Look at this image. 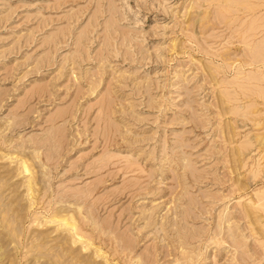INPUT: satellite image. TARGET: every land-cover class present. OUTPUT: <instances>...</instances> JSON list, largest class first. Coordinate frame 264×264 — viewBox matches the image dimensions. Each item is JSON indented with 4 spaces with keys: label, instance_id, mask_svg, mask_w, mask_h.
Instances as JSON below:
<instances>
[{
    "label": "rangeland",
    "instance_id": "374dc122",
    "mask_svg": "<svg viewBox=\"0 0 264 264\" xmlns=\"http://www.w3.org/2000/svg\"><path fill=\"white\" fill-rule=\"evenodd\" d=\"M0 244L264 264V0H0Z\"/></svg>",
    "mask_w": 264,
    "mask_h": 264
},
{
    "label": "bare ground",
    "instance_id": "6f19581e",
    "mask_svg": "<svg viewBox=\"0 0 264 264\" xmlns=\"http://www.w3.org/2000/svg\"><path fill=\"white\" fill-rule=\"evenodd\" d=\"M232 1V0H231ZM233 2H234V0H233ZM241 2H242V0H241ZM244 2V1H243ZM24 163V162H23ZM23 163H22V165H23ZM23 172L24 173H28V172H30L29 170L30 169H28V167H27V164L25 165L24 164V166H23ZM32 173V172H31ZM30 174V173H29ZM31 180H32V178H30ZM29 183H31L30 182V180L28 181ZM30 185V184H29ZM29 187H32V186H29ZM29 191V190H28ZM31 191V190H30ZM62 210V209H61ZM64 211H66V210H62V212L64 213ZM249 212V211H248ZM66 213V212H65ZM244 213H245V210H244ZM67 215H68V213H66ZM60 216V215H59ZM57 217V216H56ZM4 218V217H3ZM59 218V217H58ZM53 219V218H52ZM54 221H56V220H54ZM74 220H72V219H70L69 217H66V216H64V217H61V218H59V222L61 223V225H63L64 226V228H69V229H67V230H72V231H77V227H76V225H75V223L73 222ZM3 222V221H2ZM8 222V221H7ZM10 222H11V220H10ZM14 222V221H13ZM58 223V222H57ZM7 225V224H6ZM11 225H12V223H11ZM5 226V225H4ZM8 226H10V224L8 225ZM6 227V226H5ZM12 227H14L13 225H12ZM11 227V228H12ZM9 228V227H8ZM15 229V228H14ZM8 231V230H7ZM69 233V232H68ZM11 234V233H10ZM12 234H15V233H13L12 232ZM11 234V235H12ZM18 234V233H17ZM70 234V233H69ZM72 234V233H71ZM77 234H79V233H77ZM10 235V236H11ZM13 236V235H12ZM16 237V236H15ZM71 237H74V236H72L71 235ZM80 237V236H79ZM14 238V237H13ZM76 240V239H75ZM75 240H73V242L75 241ZM71 241H72V239H71ZM77 241V240H76ZM72 242V243H73ZM77 243H80L79 241L77 242ZM65 244V243H64ZM74 244H76V243H74ZM1 245V244H0ZM62 245V244H61ZM3 248H1V246H0V261L2 260V258H3V255L1 254V250H2ZM67 249V248H66ZM40 251V250H39ZM42 251V250H41ZM39 253V252H38ZM37 253V254H38ZM40 254V253H39ZM190 257V256H189ZM192 258V257H191ZM190 258V259H191ZM189 260V259H188ZM54 264H57V263H54Z\"/></svg>",
    "mask_w": 264,
    "mask_h": 264
}]
</instances>
